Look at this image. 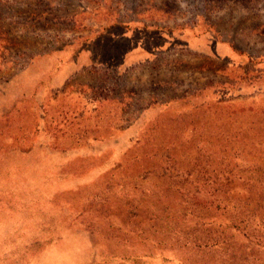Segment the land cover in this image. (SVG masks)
I'll return each mask as SVG.
<instances>
[{
    "label": "rangeland",
    "instance_id": "rangeland-1",
    "mask_svg": "<svg viewBox=\"0 0 264 264\" xmlns=\"http://www.w3.org/2000/svg\"><path fill=\"white\" fill-rule=\"evenodd\" d=\"M39 1L0 0V264H264V0Z\"/></svg>",
    "mask_w": 264,
    "mask_h": 264
},
{
    "label": "trees",
    "instance_id": "trees-1",
    "mask_svg": "<svg viewBox=\"0 0 264 264\" xmlns=\"http://www.w3.org/2000/svg\"><path fill=\"white\" fill-rule=\"evenodd\" d=\"M41 1L44 2V0H40L39 2L42 3ZM57 6L54 3V0H47V2H45V6L41 12V10L39 11H35L36 13H32L34 15H37L38 17H40V19H45V18H50L52 17V19H63V18H68L66 15L64 14H59L58 11L60 10L59 8H56ZM55 10H57L55 12ZM34 12V11H33ZM38 12V13H37ZM75 16H72V18H74ZM252 31H255V29H253ZM229 45L232 48L233 53H237L238 50L237 48L233 45L232 42H229ZM238 54V53H237ZM209 66L207 63H205L204 68Z\"/></svg>",
    "mask_w": 264,
    "mask_h": 264
}]
</instances>
